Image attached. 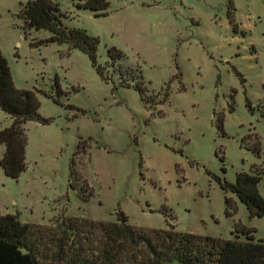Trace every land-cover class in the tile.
Masks as SVG:
<instances>
[{"label": "rangeland", "instance_id": "1", "mask_svg": "<svg viewBox=\"0 0 264 264\" xmlns=\"http://www.w3.org/2000/svg\"><path fill=\"white\" fill-rule=\"evenodd\" d=\"M26 1L0 0V49L16 88L54 94L57 76L63 94L57 104L38 93L39 112L52 121L30 125L28 167L18 180L0 169V212L55 228L66 217L115 220L122 210L138 226L164 228L168 216L180 231L231 238L246 227L264 240V216H251L216 179L235 182L238 171L264 168V0H110L101 17L75 0H54L68 26L98 39L106 80L78 49L31 46L50 32L25 35L17 14ZM112 47L122 57L112 60ZM9 125L0 110V128ZM80 137L89 147L73 183L84 194L93 189L87 201L69 187ZM259 190L264 197V174ZM226 195L237 207L232 216Z\"/></svg>", "mask_w": 264, "mask_h": 264}, {"label": "trees", "instance_id": "2", "mask_svg": "<svg viewBox=\"0 0 264 264\" xmlns=\"http://www.w3.org/2000/svg\"><path fill=\"white\" fill-rule=\"evenodd\" d=\"M20 6L17 15L24 21L25 35L31 29L50 32L49 37L31 42V46L53 42L67 44L68 53L73 49L86 53L97 73L107 79L104 67L98 62V39L85 29L68 26L57 2L27 0L20 2ZM75 6L77 9L90 10L95 17H101L108 15L110 0H75ZM228 19L236 32L238 23L231 10L228 11ZM108 55L112 60L122 57L115 47L108 49ZM237 75L244 80L240 72ZM54 89L55 93L51 94L37 89L16 88L9 62L0 49V108L12 117L11 125L0 130V144L6 146L0 166L7 176L17 179L27 167L25 147L28 136L24 123L35 120L49 124L52 121V118L40 114L38 93L60 104L63 92L57 76ZM136 89L142 101L146 105L150 104L145 96L146 89L140 86ZM168 97L169 93L165 90L163 102ZM246 106L253 111L249 98H246ZM78 111L84 112L81 109ZM230 111H234L233 105ZM219 127L225 134L222 122ZM87 143V140L79 138L70 162L69 179V187L83 193L86 201L93 196V189L84 194L73 180H79L76 160L87 153ZM258 145L259 142L252 150L260 156ZM253 168L252 173L238 171L235 182L218 176L216 179L226 194H234L246 205L251 216L263 217L264 197L259 190V183L264 168L258 169L255 165ZM236 212L237 207H232V198L226 195L225 214L232 216ZM171 219L175 220V216H171ZM165 221L164 228L138 226L130 223L128 216L119 210L115 220L66 217L58 227L49 228L22 222L17 214L0 212V264H56V261H63L64 264H264V240H256L252 236L254 228L243 227L239 232L244 236L243 239L238 234L223 238L180 231L168 216Z\"/></svg>", "mask_w": 264, "mask_h": 264}, {"label": "crops", "instance_id": "3", "mask_svg": "<svg viewBox=\"0 0 264 264\" xmlns=\"http://www.w3.org/2000/svg\"><path fill=\"white\" fill-rule=\"evenodd\" d=\"M229 20V19H228ZM229 22V21H228ZM229 25L231 26V24H230V22H229ZM232 27V26H231ZM50 36V35H49ZM48 36V37H49ZM67 47H68V45L67 44H65ZM74 50V49H73ZM2 51V50H1ZM68 51V50H67ZM70 52V51H69ZM66 93H68V92H66ZM46 97V96H45ZM61 101V100H60ZM40 106H41V101H40ZM40 109V108H39ZM0 110L1 111H3L5 114H7L8 115V117L11 119V123H12V117H11V115L10 114H8L7 112H5L4 110H2L1 108H0ZM35 122H37V121H35V120H28V121H26L25 123H24V128H25V130H26V133H27V136H28V140H27V144H26V147H25V157H26V163H27V167H28V162H27V158H28V156L30 155V137H29V133H28V131H29V127H30V125L32 124V123H35ZM37 123H40V122H37ZM40 124H42V123H40ZM42 125H48V124H42ZM10 126V125H9ZM6 127H8V126H6ZM3 128H5V127H2V128H0V130L1 129H3ZM79 141V140H78ZM78 143V142H77ZM77 145V144H76ZM5 151H6V146H5V144H0V159L3 157V155H4V153H5ZM86 154V153H85ZM85 154H82V155H85ZM82 155H80L79 157H81ZM78 157V158H79ZM27 167H26V169H27ZM0 169L3 171V173H4V170L2 169V167L0 166ZM26 169L20 174V176L17 178V179H14V178H11V177H9V176H7L5 173V176L6 177H8V178H10V179H12V180H18L20 177H21V175L26 171ZM79 171V170H78ZM80 172V171H79ZM69 179H70V176H69ZM88 182V181H87ZM77 191V190H76ZM5 214H7V213H5ZM13 214V213H12ZM17 215H18V217H19V219H20V215H21V212L19 211L18 213H16ZM48 220V219H47ZM26 223H37V222H33V221H30V222H26Z\"/></svg>", "mask_w": 264, "mask_h": 264}]
</instances>
